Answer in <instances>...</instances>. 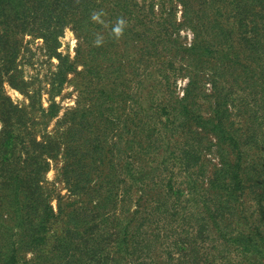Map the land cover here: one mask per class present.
Wrapping results in <instances>:
<instances>
[{
	"label": "trees",
	"instance_id": "16d2710c",
	"mask_svg": "<svg viewBox=\"0 0 264 264\" xmlns=\"http://www.w3.org/2000/svg\"><path fill=\"white\" fill-rule=\"evenodd\" d=\"M26 32L58 57L52 96L78 90L54 130L55 101L5 92ZM259 96L264 0H0V264H264ZM58 158L76 199L55 208Z\"/></svg>",
	"mask_w": 264,
	"mask_h": 264
},
{
	"label": "rangeland",
	"instance_id": "374dc122",
	"mask_svg": "<svg viewBox=\"0 0 264 264\" xmlns=\"http://www.w3.org/2000/svg\"><path fill=\"white\" fill-rule=\"evenodd\" d=\"M180 15L181 11L179 9L178 16ZM181 34L186 37L187 42L191 41L192 33L189 30H182ZM22 39L23 45L17 59V70L20 79L23 78L24 83L21 84L19 81L16 82L21 84V86L25 88V91L23 92L6 80L4 82L5 92L15 103L26 107L31 103V94H35L37 104L39 105L41 102L45 108H48L50 103L55 101L59 105V112L58 115L49 120L47 127L49 131L54 130L60 127L61 124L59 121L64 117L66 111L76 105L78 90L72 81H68L63 85L62 90L58 94L52 96L53 93H56V91L51 90V82L54 78V72L56 71L59 62L58 57L54 52L49 51V48L42 37L26 32L22 35ZM79 41L80 38L76 31L70 26H67L63 33L58 37L56 52H60L63 55H69L70 59H75ZM69 77L71 78L72 74H70ZM186 83L187 78H178L176 82V92L178 95L182 96L184 94ZM206 85L209 89L210 85L208 83ZM243 95L246 94L243 93ZM250 97L251 99L254 98L252 94ZM256 100L258 102L257 110L261 115L263 109L259 108V105L261 106L264 104V99L262 96H259ZM251 126L254 128V138L258 141V144L253 148L251 153L259 158L260 162L264 163V121L263 119L258 120V122L255 120ZM213 161H217V158L213 157ZM61 166L62 161L60 158L51 160V165L46 172L44 181L46 190L51 192L52 204L55 208H57L58 198L60 196H64V200L67 202H69L68 200L76 199L74 195L71 197L67 184L60 175ZM253 196L255 195L248 196L247 206L251 205L249 201L253 203L250 210L253 211V213L255 212L254 218L259 221V218H257L260 214V210L258 209L259 203L257 200H252ZM262 205L264 206V203H262ZM29 256H31V254H29Z\"/></svg>",
	"mask_w": 264,
	"mask_h": 264
}]
</instances>
